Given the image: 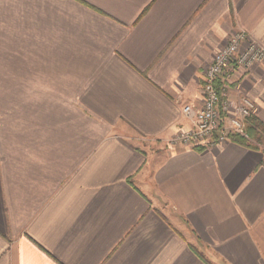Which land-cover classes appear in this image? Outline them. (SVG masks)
I'll list each match as a JSON object with an SVG mask.
<instances>
[{
    "label": "crops",
    "instance_id": "0c3cea01",
    "mask_svg": "<svg viewBox=\"0 0 264 264\" xmlns=\"http://www.w3.org/2000/svg\"><path fill=\"white\" fill-rule=\"evenodd\" d=\"M235 31L264 0H0V264H264V60L249 141L161 147Z\"/></svg>",
    "mask_w": 264,
    "mask_h": 264
},
{
    "label": "built area",
    "instance_id": "2783aa9c",
    "mask_svg": "<svg viewBox=\"0 0 264 264\" xmlns=\"http://www.w3.org/2000/svg\"><path fill=\"white\" fill-rule=\"evenodd\" d=\"M263 60L264 46L252 41L243 31L233 32L214 52L204 70L201 109L183 106L182 114L190 127L176 132L166 145L209 149L232 135L249 141L248 129L253 128L251 119L257 114V106L252 98L240 92L238 83L232 88V77L239 72L249 74ZM217 81L220 88L216 87ZM231 89L238 93L233 106L229 100Z\"/></svg>",
    "mask_w": 264,
    "mask_h": 264
},
{
    "label": "trees",
    "instance_id": "16d2710c",
    "mask_svg": "<svg viewBox=\"0 0 264 264\" xmlns=\"http://www.w3.org/2000/svg\"><path fill=\"white\" fill-rule=\"evenodd\" d=\"M251 123H252V125H253L254 128H257V124H256L255 120H252ZM250 129H251V128L248 129V134H249V132L251 131ZM233 137H234V136L232 135V136H230L229 138H233Z\"/></svg>",
    "mask_w": 264,
    "mask_h": 264
},
{
    "label": "rangeland",
    "instance_id": "374dc122",
    "mask_svg": "<svg viewBox=\"0 0 264 264\" xmlns=\"http://www.w3.org/2000/svg\"><path fill=\"white\" fill-rule=\"evenodd\" d=\"M164 146L166 147L167 145H166V144H163L161 147H164ZM154 148H155V147H154ZM170 148H171V147H170ZM155 149H156V148H155Z\"/></svg>",
    "mask_w": 264,
    "mask_h": 264
}]
</instances>
